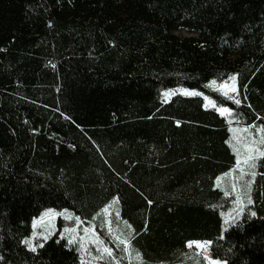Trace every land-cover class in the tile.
Here are the masks:
<instances>
[{"label":"trees","instance_id":"1","mask_svg":"<svg viewBox=\"0 0 264 264\" xmlns=\"http://www.w3.org/2000/svg\"><path fill=\"white\" fill-rule=\"evenodd\" d=\"M233 74L239 105L209 87ZM231 123L264 125V0H0V264H86L69 235L23 242L46 208L112 264H207L191 240L264 264V157L227 224Z\"/></svg>","mask_w":264,"mask_h":264},{"label":"rangeland","instance_id":"2","mask_svg":"<svg viewBox=\"0 0 264 264\" xmlns=\"http://www.w3.org/2000/svg\"><path fill=\"white\" fill-rule=\"evenodd\" d=\"M181 34L182 35H188L186 32H181ZM231 76L236 77L235 74H233ZM229 78L225 81H222V82L210 81L209 87L212 88L213 90L219 92L221 95H223L226 98L233 97L234 99H239L241 101V98H240L239 92H238V88H237V79L235 81H232ZM225 82H227L229 85L234 83L236 85V89H237L236 92H231L228 89H226L224 87ZM184 90H185V88H182V87L167 89V90L163 91V97H165L167 99L175 93H180V94L185 95ZM187 90L190 92L196 91V90H190V89H187ZM225 91H228V96L224 95ZM165 93H168V95L166 96ZM197 93H199V92H197ZM231 100L233 101V99H231ZM205 103L207 106L216 107L217 109L220 107H223L220 105H216L210 98L205 100ZM229 115H231V113L225 114V116H229ZM261 126H262V124H260V123L257 125L249 126V127L237 125V124H232V123L229 125V131H230L229 143H230V145H231V147L235 153V156H236V165L231 169V171L229 173H227L228 175H226V176H236V172H237L238 175L236 178L239 180V182H237V183H240L241 187H242V185H244V186L247 185V188L245 190L246 194L244 197L242 194V192H243L242 189H241L242 192L240 191V193H239V189H237L239 186L237 184H235L234 182L231 183L230 187H231L232 192H231V199L229 202H230V212H232V216L227 218V220L229 219L227 221L228 223L226 222L227 224H229L231 222L233 223V218L235 220L238 219V217L242 213V212L238 213V207H237V204L235 203L237 195L238 194L240 195L241 200H242V204L240 205V207H242L244 209L248 203L247 202L248 198H250L248 196V192H249V189L251 188V184H252V182L250 184H248V182L251 181V178L248 179V170L246 167H244V174L241 175V167L237 166V151L236 150L239 149L241 156H243L245 153V149L243 147L242 140L248 139V138L259 139L261 133L259 131H257V129L260 128ZM241 129H248V131L246 133H242L240 131ZM237 137H241V140L238 141ZM233 185H235V190H233ZM47 209L53 210L50 217H49V214L46 212ZM233 213H235V214H233ZM107 214H109V213L107 212ZM34 219L36 221L35 226H33V220ZM60 219L63 221L60 222L59 221ZM33 220H32L31 234H30V236L27 237V239L31 240L33 245L37 246V245L41 244L43 241H45L43 236L40 235V233L45 232L46 230L49 231L48 238L55 233L65 235V236L69 235L71 239L78 242L79 248H80V250H79L80 255L86 264H112V263H110L111 257L108 256L106 253H104L102 250L103 247H106V246H104L102 244L103 242L101 241V238L98 237L97 233L92 234L91 231H89V229H87V228H89V226H91L90 222H87V223L82 225V229L83 228L84 229L82 230L83 233H81V232H79L81 230L78 231L80 226L74 225V224H76V222H75L74 217L72 215H69L66 210H58V209H54V208H46V209L42 210L37 216H35L33 218ZM109 223H110L109 221L106 222L107 226L110 227L111 223L110 224ZM85 229H87V231H85ZM68 230H72V231L69 232ZM33 233H35V235H33ZM96 237H98L102 243H99V244L96 243V240H95ZM187 247L189 250H191L193 252V254L200 255L201 257H204L205 255L211 256L209 248H207L205 250H200L195 245L189 247L188 244H187ZM107 248H110V247H107ZM125 253H126V258H128L129 261H126L125 263H123L119 260L118 264H137L139 262L138 260H134L132 262V259H137V256L138 257L140 256L142 258V260H144V257L142 256V254H139V250L135 249L134 246H130L129 248L126 247ZM215 259H219L220 261H224L220 258H215ZM153 264H167V263L160 262V263H153Z\"/></svg>","mask_w":264,"mask_h":264},{"label":"snow or ice","instance_id":"3","mask_svg":"<svg viewBox=\"0 0 264 264\" xmlns=\"http://www.w3.org/2000/svg\"><path fill=\"white\" fill-rule=\"evenodd\" d=\"M229 79H231L232 81L236 80L235 76H231ZM224 87L226 89H228L231 92H236V85L233 83L231 85H229L227 82H225ZM184 94L185 95H202L201 93H197L196 91H188L187 89L184 90ZM165 95L167 96L168 93H165ZM225 96H228V91H225L224 93ZM208 98L205 97V100H207ZM229 99H233L234 103L239 105L241 103V101L239 99H234L233 97H229ZM217 111L220 113L221 116L225 115L226 113H231L233 110L229 107H220L217 109ZM179 123V122H178ZM242 133H246L248 131V129H241L240 130ZM257 131H259L261 133L259 139L256 138H248V139H243L242 143H243V147L245 149V153L243 156H241L239 149H237V166L241 167V175L244 174V167L247 168L249 174L253 177L256 176V172H255V168L257 166V161L259 158L264 157V125H262L260 128L257 129ZM238 141L241 140V137H237ZM243 166V167H242ZM217 180H220V177H217ZM251 181L248 182V184H250ZM233 190H235V185H233ZM229 193L226 192L225 195H228ZM249 204L252 203L251 199L248 198L247 201ZM149 203H151V201H149ZM235 203L237 204L238 207V213L243 212L244 209L242 207H240V205L242 204V200L240 195H237L236 201ZM46 212L49 214V217L51 215V213L53 212L52 209H47ZM251 215H255L254 212L251 213ZM77 220H79V217H77ZM233 223H235V219L233 218ZM36 221L35 219L33 220V226H35ZM69 232H71L72 230H68ZM85 231H87V229H85ZM33 235H35V233H33ZM40 235L43 236L44 240L48 239L49 236V231L46 230L45 232L40 233ZM96 243H102L98 237L95 238ZM24 243H26L28 245V247L32 250L35 251L36 250V246L32 244L30 239H27L25 241H23ZM72 241H70L71 243ZM125 244H127V240L124 241ZM212 241H201V240H191L188 241L187 244L189 247L195 245L198 249L200 250H205L209 247L212 246ZM103 252L106 253L108 256H112V250L110 248L107 247H103ZM204 260L207 261V264H227L226 261H220L219 259H215L212 256L209 255H205Z\"/></svg>","mask_w":264,"mask_h":264}]
</instances>
